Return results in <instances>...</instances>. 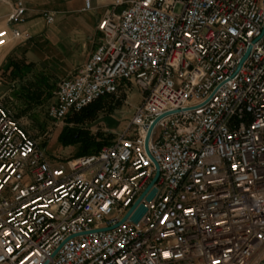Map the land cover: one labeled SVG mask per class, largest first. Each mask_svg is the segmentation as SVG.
<instances>
[{
    "label": "built area",
    "instance_id": "1",
    "mask_svg": "<svg viewBox=\"0 0 264 264\" xmlns=\"http://www.w3.org/2000/svg\"><path fill=\"white\" fill-rule=\"evenodd\" d=\"M26 11L0 50L29 40ZM97 32L47 118L127 85L141 104L97 153L62 159L0 98V264H264V0H115Z\"/></svg>",
    "mask_w": 264,
    "mask_h": 264
},
{
    "label": "rangeland",
    "instance_id": "2",
    "mask_svg": "<svg viewBox=\"0 0 264 264\" xmlns=\"http://www.w3.org/2000/svg\"><path fill=\"white\" fill-rule=\"evenodd\" d=\"M17 1L0 0V30L6 27L7 19ZM56 25L41 24L40 27L43 28V31L51 33L56 27L60 28ZM50 38V40H47L46 37L34 39V52L43 59L40 61L41 64H34V76L30 80L20 79L13 83L11 78H8V88L13 91L9 92L3 100L16 114L27 132L40 142L48 154L62 159L78 158L80 145L64 148L58 142L66 122L55 125L47 118L46 113L47 108L54 100L57 84L63 78L78 71L79 66L90 54L92 44L90 41L83 40L80 46L73 49L66 41L59 43L54 36H50ZM98 38L99 35H96L95 43ZM44 75L48 76L47 81L54 87L49 98L43 97L40 103H37L32 100V94L38 89L40 85L38 81ZM42 91L44 90L42 89ZM141 101L142 95L136 87L130 85L122 87L115 96L105 99L97 118L87 122L91 134L93 136L101 134L103 137L97 139L99 141L105 140L107 144L112 142L127 129L133 113Z\"/></svg>",
    "mask_w": 264,
    "mask_h": 264
},
{
    "label": "crops",
    "instance_id": "3",
    "mask_svg": "<svg viewBox=\"0 0 264 264\" xmlns=\"http://www.w3.org/2000/svg\"><path fill=\"white\" fill-rule=\"evenodd\" d=\"M23 2L27 10L26 23L20 29L29 36V40L0 50V98L8 96L9 92L13 91L8 88V78L16 83L20 79L26 81L34 76V64H41L40 61L43 60L34 52L35 38L46 37L50 40V36H54L59 43L66 41L73 49L80 46L83 40L90 41L91 52L79 66V70L94 52L98 43V40L95 43V36L99 35L97 25L105 12L112 8L115 0H90V10H86L85 0H23ZM43 12L54 13V24L60 28L56 27L51 33L43 31L40 27L41 24H46L42 17ZM21 60L31 67L25 69L23 76L14 79L11 75L13 70L11 65Z\"/></svg>",
    "mask_w": 264,
    "mask_h": 264
},
{
    "label": "trees",
    "instance_id": "4",
    "mask_svg": "<svg viewBox=\"0 0 264 264\" xmlns=\"http://www.w3.org/2000/svg\"><path fill=\"white\" fill-rule=\"evenodd\" d=\"M11 66L13 67L11 75L14 79L23 76L25 74V69H29L31 67L29 64L26 65L22 60L17 63H12ZM47 80L48 76L44 75L38 81V84L40 85L38 89L34 91V94H32V100L34 102L40 103L43 97L49 98L51 96L54 86ZM42 89L44 91H42ZM107 98L96 101L82 112L69 116L65 120L66 126L58 138V142L62 147L67 148L80 145L77 157H83L95 154L103 146L107 145L105 140H97L103 136L101 134L93 136L87 125V122L94 121L97 118L98 113L102 109L103 103Z\"/></svg>",
    "mask_w": 264,
    "mask_h": 264
},
{
    "label": "water",
    "instance_id": "5",
    "mask_svg": "<svg viewBox=\"0 0 264 264\" xmlns=\"http://www.w3.org/2000/svg\"><path fill=\"white\" fill-rule=\"evenodd\" d=\"M249 52L250 50L248 51V53L246 54V56L243 58L238 70L241 68L242 64L245 62V60L247 59L248 55H249ZM159 120L155 121L153 123V125L151 126L150 130H149V133H148V136H147V139H146V143H145V149H146V152L148 153L149 155V139H150V136H151V133L155 127V125L157 124ZM156 166V175H155V178L153 179V181L151 182V184L148 186L147 190L143 193V195L139 198V200L137 201V203L135 204V206L132 208V210L129 212V214L123 219V221L120 223H124L130 216V214L132 213V211L137 207V205H139V203L143 200L144 196L146 195V193L151 189V187H153V185L156 183V181L158 180L159 178V168L158 166L155 164ZM155 192L156 191H153L148 197H147V202H150L153 198H154V195H155ZM146 213V208L144 206H141L139 208V210L137 211V213L131 218V221L133 223H137L139 222V220L142 218V216ZM113 228H109L107 230H111ZM107 230H104V231H107Z\"/></svg>",
    "mask_w": 264,
    "mask_h": 264
}]
</instances>
